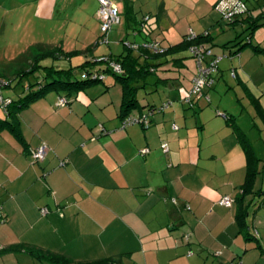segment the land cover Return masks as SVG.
<instances>
[{"label":"crops","instance_id":"1","mask_svg":"<svg viewBox=\"0 0 264 264\" xmlns=\"http://www.w3.org/2000/svg\"><path fill=\"white\" fill-rule=\"evenodd\" d=\"M217 1L205 0L208 6ZM243 1L255 19L261 0ZM158 11L159 19L167 16L163 5ZM123 15L127 28L134 30L136 18L128 20L125 7ZM244 21L231 26L247 29ZM255 30L248 46L251 52L237 45L249 32L223 44L228 56L239 60L218 63L215 83L206 95L220 94L221 80L228 90L235 89L241 108L255 119L251 131L261 133L257 139L240 125L237 115L242 111L235 113L238 106L233 100L223 105L213 93L212 109L199 102L189 109L178 102L179 96L187 95L194 76L187 70V60L183 68L171 62L160 66L148 81H162L147 86L138 97V116L166 100L172 102L151 117L149 127H122V89L107 73L102 82L70 94L50 91L22 109L17 124L22 141L9 129H0V264H50L44 257L53 254L69 262L264 264V182L258 178L264 159L255 143L261 140L264 145V52L252 48L264 50V37L253 40ZM147 36L144 42L155 40ZM210 44L215 46L213 40ZM222 68L234 70L233 78L229 72L230 82ZM5 90L12 92L5 97L13 100L26 94L19 87ZM153 93L160 96V103L150 98ZM60 98L66 104L59 105ZM220 112L235 118L261 160L251 191L240 200L246 156L238 132ZM131 115L137 117L135 111ZM163 143L168 145L166 154ZM42 145L48 148L46 157L35 163L31 151ZM143 149L148 153L142 155ZM63 161L67 162L62 166ZM223 196L232 198L230 208L218 205Z\"/></svg>","mask_w":264,"mask_h":264},{"label":"rangeland","instance_id":"2","mask_svg":"<svg viewBox=\"0 0 264 264\" xmlns=\"http://www.w3.org/2000/svg\"><path fill=\"white\" fill-rule=\"evenodd\" d=\"M110 1L115 3L119 8L121 23L113 27L107 36L104 37L102 36L97 17L99 8L97 0H0V65H8L28 49L34 48L37 44H43L55 49L57 53H70L71 56L70 59L63 57L56 58L53 56L45 57L41 61V65L54 66L62 69L74 68L87 59H91L92 56L99 60L110 55H119L122 52L127 53L128 51L136 56L139 51L137 49L138 47L136 48L135 46H142L144 39L148 37V33L163 47H167V45L178 43L183 35L188 34L189 30L192 32L195 31L194 33L196 35L203 34L208 30L212 36L213 45H215L212 47V51L214 50L215 52L213 54L215 57L221 58L219 65L223 66L226 63L235 64L239 60L238 56L230 58L226 48L222 47L223 44L238 34L242 33L241 36L244 37L243 35L249 32L245 29V26L238 25L232 27L214 9L213 5H206L205 0ZM125 3H127L130 12L132 11V16L136 18L138 22L136 26L140 32L134 31L133 28H127L123 15ZM162 5L166 8L165 12L167 16L159 19L158 8L162 7ZM144 27L145 30L140 29ZM254 33L255 37H253V40L256 41L257 38L262 39L264 37V25L257 28ZM208 44L211 46L210 42ZM130 45L133 47L128 48ZM89 47L91 50L85 52V49ZM246 50L251 52L252 49L248 47ZM187 61L188 72H196L194 60L189 58ZM227 69L222 68L225 72V79L230 82V71ZM159 74L161 75L163 72ZM79 76L80 73H78L77 77ZM230 77H232L231 72ZM186 79V82L189 83L190 79L188 77ZM220 84L224 86L223 91L220 94L213 91L209 96L211 97L215 93L217 95L216 101L221 102L223 105H230L233 100L239 108H237V111L233 108L236 111L235 113L237 114L239 111H242L240 115H237L240 125L251 133L252 136L255 134L253 138L256 137L257 139L261 137L259 136L261 133L259 134L256 129H252L253 131H251L255 119L252 120L250 118L247 109L241 108L234 94L235 89L228 90L222 80ZM190 85L189 90L192 87V83ZM262 91H264V88H262ZM1 94L5 97V95H12V92L5 90ZM144 94V89L139 90L137 97H142ZM151 97L160 103V96L158 94L153 93L150 95ZM183 98L179 96L178 102L188 108L189 105L183 103ZM165 102L168 101L166 100ZM197 102L207 106L206 108L212 109V105L209 104L210 98L207 100L204 96L199 98ZM162 105L163 103H160L156 108L159 109ZM136 111L135 115L138 117ZM1 113L2 110L0 109ZM161 113L156 109L153 116ZM142 114H150L149 109H145ZM219 114H222V112ZM236 114L234 115L236 116ZM255 122L261 124L257 119ZM255 143L261 147L258 149V153L264 159L263 142L257 140ZM262 166L263 168H260L262 173L258 177L259 182H264V163Z\"/></svg>","mask_w":264,"mask_h":264},{"label":"trees","instance_id":"3","mask_svg":"<svg viewBox=\"0 0 264 264\" xmlns=\"http://www.w3.org/2000/svg\"><path fill=\"white\" fill-rule=\"evenodd\" d=\"M263 1L264 0L260 1V11L264 6ZM248 10L249 14L247 16L229 22L230 25H233L240 19H244V22L248 24V37L244 42L239 41L237 43V45H241V47L251 46L249 41L250 37L253 34V31L256 28L264 25V17L261 15V13H259V15L254 19L252 18L251 14L252 9L248 7ZM131 12L127 3H125V15L128 20H131L134 17L132 16ZM132 21L135 22V19H133ZM140 29L145 30V27ZM134 30L140 32L137 27H135ZM206 33V35H204V33L197 34L196 38L191 40H188L187 35H185L180 43L172 46L163 47L161 44H159L160 48L164 50L161 53H156L150 49H145L142 46H139V53L136 56L128 51L127 53L124 52L117 56L110 55L106 57L108 58L106 62H104L103 60L101 62H96V58H91L77 67L68 69H58L54 66L41 65V61L45 57L53 56L56 58L63 57L70 59L71 54H60L59 52L57 53L53 48L37 44L34 48L28 49L26 52L21 54L10 64L4 66L0 65V80L3 82L2 87L0 88V97L2 99L0 100V109L2 110V114L4 115L3 119L0 118V129H9L20 141H22L19 130L17 128L18 113L22 109L27 108L32 102L42 98L46 93L50 91H66L67 94H70L72 92L84 89L87 86L102 82L107 73L114 77L115 81L120 84L122 89V102L119 114L122 125L125 118L132 116L131 114L140 108L139 100L137 97L138 91L145 89L147 86L157 85L158 81H162L160 78H156L155 83H150L148 81L151 76H157V69L160 66L170 62L177 68H183V62L188 58L192 59V56L189 53V49L191 46L208 44L209 42H211L212 39L209 32ZM237 39H240V37H237L235 42L238 41ZM150 41L154 40H147L146 42ZM227 46L228 44L225 47ZM209 47L212 48V46L210 45ZM252 48L255 51L264 52V50L259 48L258 46H252ZM90 50L91 48L89 47L85 49V52H89ZM184 53H187L189 56L176 57L177 55ZM111 62L119 63L122 67V73L114 72L109 66ZM100 63L101 65H99ZM78 73H80L79 77H77ZM83 75H86V78H82ZM2 77L7 80L2 79ZM25 81L28 82L25 83ZM5 87H19L20 89H25L26 94L22 98L13 100L8 97L2 96L1 93ZM165 103H170L172 105L170 101ZM195 104L196 102L193 101L191 103V106H189L188 108H194ZM170 106L167 109H169ZM156 109L159 110V112H164L165 110H167L165 109L161 111L160 108L158 109L156 107H150L149 111L153 112L154 115ZM224 115L225 119L229 120L228 122H230V125L233 126L238 132V138L246 156L247 173L245 184L242 186V193L237 199L240 200L251 191L257 175L259 174L258 165L261 160L255 156L249 139L240 130V128L237 127L234 120L235 118L229 116L228 114ZM150 124L151 121L149 120V125ZM149 125L142 127L146 128L149 127ZM238 218H241V215L238 216ZM43 257L41 256V258L38 259L41 260L43 259ZM44 258H46L50 264H121L120 260L114 259L97 262H69L65 259V256L60 254H53V256H47Z\"/></svg>","mask_w":264,"mask_h":264},{"label":"built area","instance_id":"4","mask_svg":"<svg viewBox=\"0 0 264 264\" xmlns=\"http://www.w3.org/2000/svg\"><path fill=\"white\" fill-rule=\"evenodd\" d=\"M99 8L97 11V17L100 24V30L102 33V36H107V34L110 32V30L113 29V27L118 26L121 23V17H120V11L119 8L115 3H113L110 0H97ZM264 4V1H263ZM263 9L260 11L261 15L264 17V6ZM214 9L218 11L222 17L227 20L228 22L234 21L235 19L242 18L244 16H247L249 14L248 7L246 3L243 0H218L216 4L214 5ZM207 33L205 32L204 35ZM188 40L195 39L196 34L189 30L187 34ZM159 42L157 40L145 42L142 47L145 49H150L153 52L161 53L164 50L160 48ZM132 48L133 46L130 45L128 48ZM136 48L139 46H135ZM137 48V49H138ZM189 53L192 56V59L195 62L196 65V72L194 73V77L192 79V87L187 93V95L183 98V103L188 104L191 106V103L197 102L199 98L206 97L207 100H209V96L206 95V91L210 90L214 83H215V75L218 72V63L221 60L220 57H215L212 48L209 47L208 44H199V45H193L189 49ZM106 62L108 58L103 59H95L96 62L101 61ZM109 66L112 68V70L116 73H122V67L119 63L111 62ZM232 77L235 76L234 70L231 71ZM82 78H86V75H83ZM3 82L0 80V88L2 87ZM0 100L1 97H0ZM59 105L66 104V100L63 98L59 99L58 102ZM171 104L170 103H164L160 110L167 109ZM159 111V110H158ZM153 115V112L148 115L140 114L139 117H127L123 121L122 127H126L132 124H139L141 126H148L150 116ZM225 118L224 114H220ZM172 128L174 130H177L178 127L173 124ZM101 131H103L102 128H100ZM162 151L166 154L168 153V145L166 143H163L161 145ZM48 148L46 145H42L35 150L31 151V157L33 162H42L47 154ZM142 155H145L148 153L147 149H143L140 152ZM67 161H63L61 165L63 166ZM172 202H175L174 199H172ZM233 200L230 196H223L219 199L217 202L218 205L230 208ZM42 215H45L47 213V210L45 208L40 210ZM0 219L3 220L2 217V208L0 206ZM187 239V238H186ZM219 254V253H217ZM189 255H192L191 252ZM241 264V263H237Z\"/></svg>","mask_w":264,"mask_h":264}]
</instances>
